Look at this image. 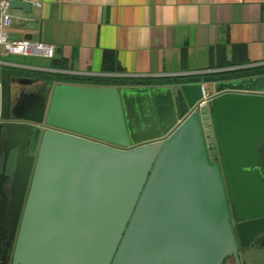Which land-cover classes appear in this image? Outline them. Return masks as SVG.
<instances>
[{"label":"water","instance_id":"water-1","mask_svg":"<svg viewBox=\"0 0 264 264\" xmlns=\"http://www.w3.org/2000/svg\"><path fill=\"white\" fill-rule=\"evenodd\" d=\"M11 80L33 89L0 123L3 264H240L264 231V73L207 80L200 108L199 81Z\"/></svg>","mask_w":264,"mask_h":264},{"label":"crops","instance_id":"crops-1","mask_svg":"<svg viewBox=\"0 0 264 264\" xmlns=\"http://www.w3.org/2000/svg\"><path fill=\"white\" fill-rule=\"evenodd\" d=\"M22 1L26 9H7L6 37L50 44L53 52L43 57L0 50V122L6 119L3 85L9 100L16 76L39 81L51 74L57 79L56 70L104 73L112 66L113 73L152 84L205 83L210 75L199 72L217 64L264 61V0Z\"/></svg>","mask_w":264,"mask_h":264},{"label":"built area","instance_id":"built-area-1","mask_svg":"<svg viewBox=\"0 0 264 264\" xmlns=\"http://www.w3.org/2000/svg\"><path fill=\"white\" fill-rule=\"evenodd\" d=\"M10 0H0V50L3 53H10V54H19V55H41L43 57H51L53 48L50 44H45L43 42H31L27 39H8L6 37V34L3 30L4 27L9 26L11 23V16L8 13L7 9L9 7ZM264 65V61H258V62H251L246 64H233V65H226V66H220L212 69H207L202 72H199L200 74H217V73H229L233 71H238L245 68L250 67H259ZM57 77L63 78H57L56 80H59L61 82L65 83H77L72 81L70 78H77V77H121V78H130L122 76L118 73L113 72H104V73H89V72H71L67 70H56L55 71ZM187 73H178L174 74L176 77L186 75ZM49 77L55 78L53 74L49 75ZM79 84V83H77ZM83 84V83H82ZM200 93L201 98L198 99L194 107L200 108L202 107L206 101L208 100L210 96V92L205 87L204 83H200Z\"/></svg>","mask_w":264,"mask_h":264},{"label":"flooded vegetation","instance_id":"flooded-vegetation-1","mask_svg":"<svg viewBox=\"0 0 264 264\" xmlns=\"http://www.w3.org/2000/svg\"><path fill=\"white\" fill-rule=\"evenodd\" d=\"M219 76L222 77L223 75L221 74ZM26 77L34 78L33 76H26ZM232 77H234V76L226 77V78H232ZM32 89H33V83H31V84L17 83L16 88L13 89L12 98H10V99H15V100L25 99L27 92H29ZM7 120H10V119H8V116L6 117V119H4L2 121H7ZM11 121L26 123L23 120H11ZM105 145H107L109 147H113V148H119V147L111 145V144H105ZM257 166L258 165L255 164V167H257ZM262 166L264 167V161H263ZM8 181H9L8 177L0 178V264L4 263L5 252H6V248H7L6 247L7 236H8V227H7V222H6L7 218H8L7 206L10 204V195H9L8 190H7ZM260 217H264V215H262ZM260 217H252V218H248V219H243L240 222H245V221H249V220L260 218ZM236 223H237L236 221H233L231 219V224H232L233 230H235V224ZM236 242H237V255L239 258V262H240V264H243L245 261H243L241 259L240 251L243 249H246L248 247H258V248L264 247V231L254 235L252 240L249 241V243L245 247H240L238 244V241H236ZM225 260L227 261V264H233V258L231 255L225 257ZM6 264H9V258L6 261Z\"/></svg>","mask_w":264,"mask_h":264},{"label":"trees","instance_id":"trees-1","mask_svg":"<svg viewBox=\"0 0 264 264\" xmlns=\"http://www.w3.org/2000/svg\"><path fill=\"white\" fill-rule=\"evenodd\" d=\"M246 60H233L226 63H220L217 64V66H223V65H233V64H241L245 63ZM104 72H113L116 71L117 68H114L112 66H105L101 69ZM264 73V65L259 67H250L241 69L238 71H233L229 73H217V74H211L209 76V79L213 78H226V77H241V76H247V75H253V74H261ZM223 75L222 77L219 75ZM49 77V76H47ZM60 78V77H57ZM63 79V78H60ZM72 81L77 83H83V84H95V85H131V84H145L149 81L146 80H137V79H131V78H121V77H77V78H70ZM8 89L4 85V88H2V102H1V116L3 115V119L7 116V108H8ZM1 123V122H0Z\"/></svg>","mask_w":264,"mask_h":264},{"label":"rangeland","instance_id":"rangeland-1","mask_svg":"<svg viewBox=\"0 0 264 264\" xmlns=\"http://www.w3.org/2000/svg\"><path fill=\"white\" fill-rule=\"evenodd\" d=\"M1 117H3V115ZM240 257L243 261L246 262H244L243 264H264V247H248L246 249H243L240 251Z\"/></svg>","mask_w":264,"mask_h":264}]
</instances>
